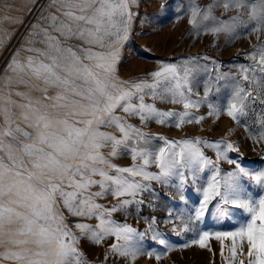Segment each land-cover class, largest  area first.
Masks as SVG:
<instances>
[{
  "label": "snow or ice",
  "instance_id": "6c2138e0",
  "mask_svg": "<svg viewBox=\"0 0 264 264\" xmlns=\"http://www.w3.org/2000/svg\"><path fill=\"white\" fill-rule=\"evenodd\" d=\"M136 3L51 0L49 6L55 12L42 17L48 27L33 25L40 30L31 34L43 39L29 41L44 47L25 48L34 55H27L23 61L17 58L18 51L7 65L10 74L0 77L8 90L7 94L0 90V247L11 245L0 251V260L13 264H88L80 249L82 238L101 245L110 237L114 242L108 245L105 260L109 253L134 260L145 251L159 260L175 245L161 233L156 217H145L147 226L141 232L113 219L112 214H127L134 205L139 215L145 204L142 194L155 193L152 182L169 186L178 180L175 186L183 189L190 177L195 183L207 170L212 174L203 187V199L187 214V221L184 213L173 217L169 211L168 219L181 221L182 231L194 230L198 235L181 247L198 245L211 251L210 241L215 240L223 257L227 240L234 261L239 238L241 252L246 242L247 264H264V195L257 197L251 191H264V168L244 167L242 154L230 158L229 153L239 149L223 138L172 139L143 130L152 121L169 126L174 122L176 129L193 122L200 124L205 116L191 109H199L206 102L207 116L226 115L240 123L249 104L254 106L258 101L264 105V44L248 54L253 64L238 67L242 80L232 73L217 75L218 82L231 77L234 85L226 104L208 102L212 88L207 84L203 97L192 98L193 79L200 71L195 57L181 64L161 62L143 79H125L119 75L120 52L138 15L130 10ZM221 6L223 13L215 15L214 9ZM11 7L5 5L6 9ZM189 10L188 23L197 35L201 29L232 35L253 23V31L264 30V0H211L205 6L189 0ZM233 10L235 15H226ZM72 39L81 43L69 44ZM212 63V71L219 72L215 60ZM14 83L28 91L13 90ZM32 91L40 95L34 97ZM13 95L20 101L13 100ZM146 97L152 102H146ZM157 100L180 104L183 111L159 109ZM133 117L139 120V126L128 122ZM250 138L254 144L264 142V131ZM156 142L162 143L157 147ZM202 146L215 151V160L205 155ZM121 155L130 156L132 164L121 166L110 159ZM221 161L233 167L225 171ZM151 165L157 170L149 171ZM93 187L99 190L93 192ZM109 194L118 202H97ZM213 201H218L216 207L220 209L217 218H227V206L231 205L247 213L244 222L234 231L193 228ZM61 208L70 216L94 218L97 223L76 221L70 227ZM173 231L181 235L175 227ZM148 232L163 246L161 251L145 248Z\"/></svg>",
  "mask_w": 264,
  "mask_h": 264
},
{
  "label": "rangeland",
  "instance_id": "374dc122",
  "mask_svg": "<svg viewBox=\"0 0 264 264\" xmlns=\"http://www.w3.org/2000/svg\"><path fill=\"white\" fill-rule=\"evenodd\" d=\"M211 0H196V3L201 6L209 4ZM51 0H0V77L10 74L6 72L7 65L12 56L19 51V60L23 61L27 55L24 51L27 47L43 48L40 43L29 44L31 40H41L43 36L31 35L39 32V28H33V25L40 27H48L47 22L42 17L47 16L51 12H55L54 7H50ZM5 5H11L10 9H6ZM161 5H166L163 9ZM130 10L133 13H138L134 16L129 34V39L121 47V62L119 64V75L122 78H140L146 77V74L155 70L159 63H177L195 57L194 62L199 66L200 71L196 73L193 79V94L192 98L204 96V86L207 84L212 88V93L208 97V102L224 103L231 95L233 84L231 77L226 80H216L217 75L224 73H232L235 79L242 80L237 74V69L240 65H251L253 61L248 54L252 53L255 48L264 44V30L255 32L252 29L256 25L250 24L246 29H238L235 34L229 35L225 33L212 34L206 33L203 29L199 35L192 29L188 23L190 16L189 0H137L135 5H130ZM223 13V8L214 9V14L220 16ZM58 14V13H57ZM226 15H235V10ZM8 17L9 19H5ZM247 18V14H244ZM55 34V33H53ZM69 44L77 45L81 42L76 39L68 41ZM204 57L212 59H204ZM212 60H215L219 66V72L212 71L214 65ZM27 79V77H25ZM36 83V81H32ZM245 87L247 84L245 83ZM13 90L28 91L23 85H11ZM0 90L4 89L3 81L0 80ZM54 92L55 90H51ZM32 96L38 97L40 93L32 91ZM13 100L20 101V97L12 96ZM146 102H152L146 97ZM156 107L162 110L173 109L177 112L183 111V106L180 104L161 103L155 101ZM196 115L205 116V119L200 123L195 122L185 124L182 129H176L169 125H159L154 121L150 122L143 130L154 134L163 135L172 139L180 137H203L209 141H215L220 138L228 142H232L239 149L238 152H230V158H237L242 154V164L249 169L264 168V153L261 152L262 143H253L250 136H259L264 131V105L257 103L253 106L249 104L247 114L241 118V122L237 123L227 117L221 115L219 118L215 116H207L209 111L207 102L199 109H191ZM123 115L122 113H118ZM19 112H16L18 118ZM2 122V121H0ZM129 123L139 126V120L129 118ZM109 130L111 129H102ZM157 147L162 142H156ZM205 155L215 160V151L211 148L203 147ZM107 153L108 149L104 150ZM113 163L121 166L132 164L131 157L121 155L118 157H110ZM139 163V161H138ZM220 167L227 171L233 166L226 161H221ZM149 171H156L155 165L149 166ZM211 171H205L200 175L195 183L191 177L187 186L183 189H178L175 185L178 180L172 185L164 186L152 182V187L155 193L145 192L142 194L145 204L141 208L138 215L136 206H130L127 214L124 212L113 213V219L119 222H126L139 231L144 232L146 229L145 217L157 218V227L165 235L169 243L175 245L173 251L162 255L159 260L147 255V251L138 255L134 260L130 258L113 256L111 253L108 259L105 260V253L108 250V245L114 242V238H108L101 245L92 244L87 238H82L80 249L84 254V258L88 264H240L244 261L247 264V247L246 242L243 250L240 249V240L237 238V255L235 260L229 253V241H225L224 256L220 254V244L218 241L211 240L212 250L201 249L198 245H191L182 248L181 245L189 243L198 238L196 232L182 231L183 224L175 219H168L169 211L171 210L173 217L193 212L194 208L199 206L200 200L203 199V187L207 184V179L211 175ZM98 178V177H97ZM199 189V191H198ZM98 187H93L91 191H98ZM253 195L259 197L264 195V191L259 189H251ZM183 197V199H181ZM97 202L105 205H112L118 202L110 194L104 198H98ZM149 202L152 206L149 207ZM218 201H213L209 205L205 217L198 224L193 225V228H200L209 231H234L239 227L240 223L244 222L247 213L243 209L233 208L231 205L228 208V217L225 218L217 214L220 209L216 207ZM66 222L72 227L76 221L90 223L95 225L97 221L88 219L87 217L70 216L66 209L61 208ZM167 221V222H166ZM176 228L181 235H177L173 231ZM75 231V229H74ZM152 233H146L144 244L147 250H162L161 245L151 239ZM11 245L5 244L0 247V251ZM0 264H13L9 260H0Z\"/></svg>",
  "mask_w": 264,
  "mask_h": 264
}]
</instances>
